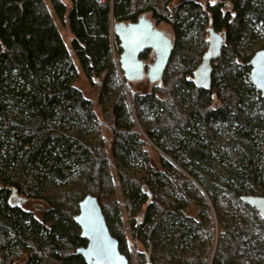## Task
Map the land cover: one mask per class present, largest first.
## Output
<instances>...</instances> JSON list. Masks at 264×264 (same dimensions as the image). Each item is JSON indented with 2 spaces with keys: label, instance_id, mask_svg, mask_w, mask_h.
Returning <instances> with one entry per match:
<instances>
[{
  "label": "trees",
  "instance_id": "obj_1",
  "mask_svg": "<svg viewBox=\"0 0 264 264\" xmlns=\"http://www.w3.org/2000/svg\"><path fill=\"white\" fill-rule=\"evenodd\" d=\"M170 1L49 0L83 74L99 82L139 262L264 264V220L240 199L264 195V99L248 65L259 41L264 48V0H185L173 13ZM144 12L171 25L175 38L158 86L128 97L112 25ZM206 25L225 41L202 89L191 77ZM193 31L199 41L190 49ZM77 77L45 0H0V264H87L76 253L87 241L74 221L87 194L128 255L100 124ZM145 139L159 150L157 166ZM17 195L46 201L42 218Z\"/></svg>",
  "mask_w": 264,
  "mask_h": 264
},
{
  "label": "water",
  "instance_id": "obj_2",
  "mask_svg": "<svg viewBox=\"0 0 264 264\" xmlns=\"http://www.w3.org/2000/svg\"><path fill=\"white\" fill-rule=\"evenodd\" d=\"M112 29L119 41L121 51L118 67L125 80L135 82L146 77L151 83L159 82L172 52L170 38L144 16L135 22H113ZM207 42V48L191 77L193 84L202 89L210 86L212 62L221 54L224 35L209 28ZM146 50L155 53L154 62L147 70L140 58ZM248 65L250 81L264 99V48H258L251 54ZM240 199L253 207L264 220V195L242 194ZM74 221L80 228L81 236L87 241L85 246L76 248V253L87 264H129V259L119 249L118 240L109 231L95 196L87 194L82 197ZM143 264L157 263L146 259Z\"/></svg>",
  "mask_w": 264,
  "mask_h": 264
},
{
  "label": "rangeland",
  "instance_id": "obj_3",
  "mask_svg": "<svg viewBox=\"0 0 264 264\" xmlns=\"http://www.w3.org/2000/svg\"><path fill=\"white\" fill-rule=\"evenodd\" d=\"M65 3H68L67 0H63ZM185 0H171L170 2H168L167 8L168 11L170 13H173L175 11V7L177 5H179L181 2H183ZM195 1H199L202 3L203 7H205V4L208 0H195ZM47 7L49 9V11L52 14V17L54 19V22L56 23V26L66 44L67 49L69 50V53L71 55V57L73 58L74 64L77 67V71H78V77L76 78V80L74 81V85L76 87H78L81 91L82 94L84 95L85 98H87L88 100L91 101L92 103V107L97 115L99 124H100V132L102 134V137L104 139L105 145H106V150H107V157H108V161H109V165H110V169L112 172V176H113V180H114V188H115V195L116 198L118 200V204H119V208H120V213H121V217H122V222H123V226L125 229V233H126V238H127V243H128V247H129V252L127 255V258L129 259V264H143L145 262V258H144V262L140 263L138 258H137V253L138 252H143V248L142 246H140L139 244H135V242L133 241V239L131 238V233L129 230V223H128V218L126 215V210H125V206H124V200L122 197V191L119 185V181H118V177H117V172L115 169V163H114V158L112 156V152H111V144H110V139H111V131L108 127V124L106 123L102 111H101V106L99 104V92H100V85L98 81H92L89 80L85 77V75L83 74V71L78 63V60L75 58L73 50L71 49L70 46V40L72 38L69 29L67 27L66 24H62L59 19L56 17L53 8L49 2V0H45ZM68 5V4H67ZM68 7V6H67ZM142 15H144V17H146L148 20H150L152 22V24L154 25V27L162 30L169 38L170 40L174 41L175 35H174V31L171 27V25L165 23V22H158L155 18H153L151 16V14L149 12H144ZM181 15L184 16V12L181 11ZM249 28L252 27L251 24H248ZM209 26L206 25L205 29H207ZM255 27V32L260 30V25L258 24V26H254ZM204 35H203V39L205 41V38L207 36V32L204 31ZM197 41H199V35H197V32L193 31L190 32L186 38V41L184 42L187 46L189 45L190 49L194 48L197 45ZM261 43V41H259L256 44V49H258L259 44ZM205 49L207 48L208 43L205 42ZM254 49L251 54L256 50ZM246 52H247V48H246ZM250 53V51L248 52ZM143 64L147 70L148 66L151 65L154 62L155 59V54L149 50L146 51V55L144 58H142ZM199 64V62L197 63V65ZM129 86L124 83L122 85V87L124 88L126 94L129 97V92L130 91H141V92H148L150 90H152L153 87H157L158 83H151L146 77L139 80V81H135V82H128ZM219 103L214 100L212 102V106H217ZM140 130V129H139ZM146 140V139H145ZM147 141V140H146ZM146 150L147 153L150 157L151 162L153 163L154 166H157L158 163V153L159 150L149 141H147V146H146ZM14 201L17 202L19 205H22L24 208L30 210L34 216L38 219H41L43 216L44 211L48 208V204L46 201L44 200H40V199H34V198H29V197H24L23 195H17L14 198ZM196 208L193 207L192 205H190L188 207L187 213L192 215V216H196Z\"/></svg>",
  "mask_w": 264,
  "mask_h": 264
},
{
  "label": "flooded vegetation",
  "instance_id": "obj_4",
  "mask_svg": "<svg viewBox=\"0 0 264 264\" xmlns=\"http://www.w3.org/2000/svg\"><path fill=\"white\" fill-rule=\"evenodd\" d=\"M211 4H213V2H215L216 0H208ZM196 3H198V4H202L201 2H199V1H196ZM209 28H213L212 26H209L207 29H206V32H207V36H208V29ZM216 31V30H215ZM216 32H219V33H222V35H224L223 34V31H216ZM206 40H207V38H206ZM224 41H225V37H224ZM208 43V42H207ZM224 45V44H223ZM223 47V46H222ZM222 50V49H221ZM155 54V53H154ZM203 54V53H202ZM221 55V54H220ZM141 58V57H140ZM219 58V57H218ZM216 60V59H215ZM196 68V67H195ZM213 68V67H212ZM194 71V70H193ZM156 83V82H155Z\"/></svg>",
  "mask_w": 264,
  "mask_h": 264
}]
</instances>
